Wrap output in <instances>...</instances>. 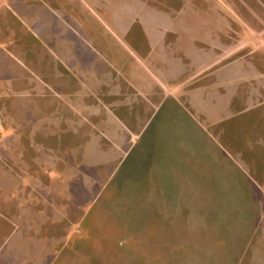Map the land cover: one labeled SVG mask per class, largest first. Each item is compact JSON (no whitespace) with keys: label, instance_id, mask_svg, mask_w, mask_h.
<instances>
[{"label":"rangeland","instance_id":"1","mask_svg":"<svg viewBox=\"0 0 264 264\" xmlns=\"http://www.w3.org/2000/svg\"><path fill=\"white\" fill-rule=\"evenodd\" d=\"M17 1L0 0V49L14 47L21 30L8 12ZM81 1L52 0L54 6H63L59 13L71 34L88 35L102 53L108 76L94 90L84 83L77 88V77L72 78V90L62 88L57 84L72 73L44 40L32 41L38 63L25 59L30 70L23 71L25 92L19 87L16 94L9 92L0 80V217L6 221L17 212L37 213L34 239L40 244L51 240V264H208L188 259L179 237L191 241L189 229L196 225L242 226L244 203L204 200L200 210L212 206L217 218L195 222L188 217L194 202H168L176 187L163 184L155 191L167 214L163 219L159 203L145 201L153 187L145 179L144 154L168 155L171 164L184 167L195 164L203 183L194 188H202L207 198L215 188L207 183L210 179H227L219 198L231 187L232 171L240 188L245 183V158L255 160L254 154L264 153V0ZM115 90L120 99L110 95ZM21 96L36 103L34 113H14L16 120L4 126L3 103ZM78 98H86L91 108L98 101L120 103L116 114L125 126L128 116L135 120L136 110L145 106L140 146L110 162L116 156L112 147L77 137L78 123L89 120L84 112L79 121L71 118L76 126H68V137L51 130L50 104ZM158 131L167 136H158ZM90 134L97 139L98 130ZM91 165L100 168L88 171ZM36 169L47 178L44 182L31 176ZM51 229L56 243L53 235L47 236ZM221 240L213 243L215 251ZM257 259L247 257L245 264L263 263Z\"/></svg>","mask_w":264,"mask_h":264},{"label":"crops","instance_id":"2","mask_svg":"<svg viewBox=\"0 0 264 264\" xmlns=\"http://www.w3.org/2000/svg\"><path fill=\"white\" fill-rule=\"evenodd\" d=\"M17 2H19L17 5L12 4L9 7L8 12L11 17L13 16L18 21V26L21 30L18 31L16 38L13 39L14 47H2L0 49V80L5 83L9 92L16 94L17 91L14 90L17 87L23 89L24 92L27 90L26 74L23 75V71H28L29 68L25 64V59L36 65L38 63L36 60L38 50L35 43H40V41L44 40L52 43V51L56 58H63L67 71L72 73L71 76L66 77V81L57 85L67 90H72L74 85L72 78L77 77L80 79V82L76 81L78 83L77 88L80 87V83H84L89 90L92 89L91 87L96 82H105L108 71L106 63L100 62L102 53L91 42L88 35H85V38L74 36L75 33L67 26L63 15L60 16L59 11L61 9L59 7L63 6H54L52 0H32L30 2L28 0H19ZM1 28V32L6 34V29L3 26ZM71 33H74V35ZM9 37L10 35L7 38H3L9 40ZM27 39L31 43H27ZM22 40H24L25 44H23ZM32 41L35 43H32ZM16 47L20 48V52H16ZM136 47L141 54L145 53V50L141 49L142 45L139 46L137 44ZM31 72L35 74L34 71ZM46 72L48 73V71ZM20 80L23 81L20 82ZM30 85L32 86V83ZM96 91L100 92L99 89ZM110 95L116 99L121 98L120 91H112ZM85 99L78 98L74 101L66 100V102L62 103H51L50 116L48 117V120H51L50 129L68 137L70 132L67 129L68 126L72 128L76 126V123L71 118H78L79 121L81 120L80 116H84L82 114L84 112L89 120L78 123L77 137L80 139H95L98 141L99 146L104 141L105 144L112 147L116 156L111 158L110 162H115L117 156L119 159L129 153L133 146H140L139 142L142 141L144 135V129L140 125L146 119L148 111L145 106L141 105L139 111L136 110L138 113L135 115L137 116L135 120L130 114L126 119L128 124L125 126L122 125V117L116 114L120 110L116 109V106H120V103L112 104L106 101L99 103L98 101L97 106L91 108ZM34 107H36L34 101L26 100L22 96L3 103L1 111L3 112L2 122L4 126L7 120L15 119L14 113H23L28 117L31 113H34ZM33 117H37V115ZM91 125L94 128H91ZM95 129L98 130L97 139L96 136L90 134V131ZM164 134L167 136L164 131H158V136L164 137ZM148 146L149 144L147 143L145 147ZM52 148L55 151L57 149L59 151V148L54 145ZM146 149L148 150V148ZM148 151L144 154V158L147 161V176L145 179H149L147 185L153 188H151L149 196L146 194L145 201L159 203L161 212L163 207L160 202V193H155L159 192L158 187L163 184L167 187H176L172 193L173 200L168 202H194V210L192 214L189 211L188 217L194 218L195 222L199 218H209L210 223L212 218H217V211H214L212 206L210 211L208 209L203 210V212L200 210L201 202H204V200L211 202L241 201L244 203L242 206H244L245 218H242L244 219L242 226L216 224L202 227V225H196L193 229H189V234L193 236L192 242H187L189 237H186L185 240L179 237L180 243L185 245V250L187 251L184 255L187 258L188 256L192 257L188 259H194V261L199 259L203 262H208V264H245V259L250 257V259L258 258L264 264V157H262L264 153L254 154L253 158L255 160L245 158V183L241 184V188L238 186L239 181H234L235 173L232 171L233 175L229 183L231 187L224 198L217 196L218 193L226 188L227 179L221 183H217L216 179L214 181L212 179L208 180L207 183H210V186L214 185L215 188L210 189L212 197L207 198L206 194L203 196L202 188H194L201 186V183H203L200 177L201 169L196 170L195 164L188 167H184L180 162L171 164L168 155L160 157L155 154V156H152ZM152 153L153 151H151ZM55 167L60 168L61 165L57 164ZM94 168L98 169L100 167L91 165L88 171ZM60 169L62 170L63 168ZM67 169L66 167L65 170ZM38 171L36 169V171H31L30 174L35 181L38 179L44 182L47 178L39 176ZM165 177L167 178L166 183L162 181ZM85 184L87 183L83 185ZM182 186H188L189 188L182 189ZM151 195H153L152 198ZM163 203L166 202L164 201ZM166 215L165 212H162L161 218L165 219ZM235 217H241V214ZM2 222H5V224H2ZM244 222L245 225H243ZM0 223V234H3V236L0 235V264H51V259H49L51 240H48V242L41 241L40 244L36 243L34 239V225L36 227L37 213L23 214L17 212L6 221L0 217ZM43 227L49 226L45 225ZM51 230L53 232L47 233V236L53 235L52 241L56 243L55 232L53 229ZM185 233L183 231L178 234L182 236ZM236 236L241 237L237 240ZM217 238L222 240L221 244H218V250L215 251L213 243L216 240L218 241ZM234 240L237 241L236 245ZM200 247L202 248L200 249ZM234 247L236 251L233 250Z\"/></svg>","mask_w":264,"mask_h":264}]
</instances>
